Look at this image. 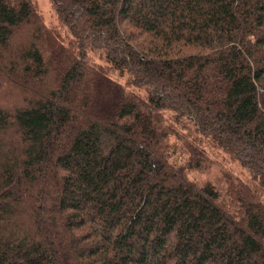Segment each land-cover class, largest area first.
Segmentation results:
<instances>
[{
	"label": "trees",
	"instance_id": "trees-1",
	"mask_svg": "<svg viewBox=\"0 0 264 264\" xmlns=\"http://www.w3.org/2000/svg\"><path fill=\"white\" fill-rule=\"evenodd\" d=\"M50 1L0 0V264H264V0Z\"/></svg>",
	"mask_w": 264,
	"mask_h": 264
},
{
	"label": "rangeland",
	"instance_id": "rangeland-1",
	"mask_svg": "<svg viewBox=\"0 0 264 264\" xmlns=\"http://www.w3.org/2000/svg\"><path fill=\"white\" fill-rule=\"evenodd\" d=\"M33 1L36 3L38 14L41 17L44 25L47 28L51 29L52 31L58 32L61 35L64 42L70 40V36L66 34V31L62 28L61 24L59 23V20L54 11L51 1L50 0H33ZM112 78L122 83L124 82L123 80L124 78L119 77L117 74H113ZM20 103H21V95L17 90L11 87L2 86V84H0V109L11 110L17 107ZM208 154L213 159L211 160L213 162H216V164L212 165L211 168L209 169L211 177L219 175L221 172L220 168H223L233 173L235 176H241V177L246 176L245 173L243 175L240 166L236 162L231 161L229 156L218 152L214 154L212 153V151H208ZM201 178L203 179L204 175H202Z\"/></svg>",
	"mask_w": 264,
	"mask_h": 264
}]
</instances>
